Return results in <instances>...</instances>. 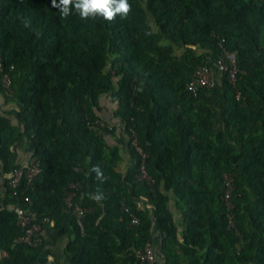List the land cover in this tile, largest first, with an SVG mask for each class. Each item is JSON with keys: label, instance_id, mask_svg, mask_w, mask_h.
I'll use <instances>...</instances> for the list:
<instances>
[{"label": "trees", "instance_id": "obj_1", "mask_svg": "<svg viewBox=\"0 0 264 264\" xmlns=\"http://www.w3.org/2000/svg\"><path fill=\"white\" fill-rule=\"evenodd\" d=\"M128 3L130 13L109 22L75 10L64 17L51 0H0V78L6 73L10 87L5 95L0 81V96L14 105L0 113V264H47L50 255L44 239L13 241L23 232L15 204L42 234H67L62 264H142L152 224L165 235L164 264H178L170 203L187 264H264V0ZM162 39L185 50L176 55ZM222 48L234 55L235 84L214 75L219 97L211 86L192 95L187 80L206 61L213 71ZM103 95L134 143L124 174L117 146L104 140L112 127H89L103 120ZM19 138L40 171L13 195ZM72 183V202L85 209L80 224L65 204Z\"/></svg>", "mask_w": 264, "mask_h": 264}, {"label": "built area", "instance_id": "obj_2", "mask_svg": "<svg viewBox=\"0 0 264 264\" xmlns=\"http://www.w3.org/2000/svg\"><path fill=\"white\" fill-rule=\"evenodd\" d=\"M221 46V42H220ZM237 72L236 62L234 55L224 48L221 50L220 56L213 61V71L210 68L209 63L206 61L203 64L199 65L191 74L190 78L185 84V88L192 95H197L201 90L210 87L214 75L226 76L227 80L234 85L235 84V75ZM3 92L5 95L10 93L9 87V77L6 73H3L0 78ZM240 97L239 92L235 91V99L238 100ZM89 127L94 129L108 127L104 120L96 118L89 124ZM140 152V150L138 149ZM142 172L143 168L141 166ZM40 167L37 161L28 162L26 164H19L13 166L11 169L7 185L13 195L16 194L17 188L19 187L22 181L29 183L32 179L39 173ZM225 181V191L223 193L222 199L226 205L227 210L232 206L230 197H231V177L227 174L223 175ZM77 183H72L69 185V190L65 198V204L67 207L72 208L74 215L76 216L78 224H80V217L84 213L85 209L73 204L74 189L77 187ZM12 210L16 214L17 224L22 228V234L14 238V242H22L30 246L39 245L43 240V234L41 231L40 224L36 223L33 219V216L28 213V211L22 208L20 205H12ZM228 217V223L232 225L231 214L226 213ZM137 218L132 216L131 223H136ZM6 255V251L0 248V259ZM139 260L142 264H156V255L150 243H146L145 247L138 253Z\"/></svg>", "mask_w": 264, "mask_h": 264}, {"label": "crops", "instance_id": "obj_3", "mask_svg": "<svg viewBox=\"0 0 264 264\" xmlns=\"http://www.w3.org/2000/svg\"><path fill=\"white\" fill-rule=\"evenodd\" d=\"M171 46L172 44H167ZM216 76V75H215ZM219 83V81H218ZM211 94L215 98L216 96H220L221 93L218 90L211 91ZM106 95H103L100 98V105L102 106V110L100 112V115H111V127L112 132L104 134V140L108 146H117L118 153H119V159L116 163V170L120 173L124 174L128 167L133 162V158L129 152V144H134L132 140L129 139V134L126 132L124 124L121 123L116 117L113 116V110L116 107V102H113L109 99V101H105ZM1 106V105H0ZM14 106V105H13ZM12 108V107H11ZM11 108H2L0 107V113L1 114H7L8 110ZM4 109V110H3ZM8 109V110H7ZM10 116V122L11 124L16 125L15 119ZM220 126L221 123L219 122ZM15 152H16V163L17 164H26L30 161L31 158V152L27 150V143L24 138H19L18 141L15 144ZM138 208H143L144 204L142 202H137ZM171 211L173 212L175 218H176V225H177V235L176 240L171 241L168 240L171 244V251L172 256H174L175 260L178 261V264H187V258L179 252V244L182 242V236L180 233V226L181 222L179 220L180 212L175 209L173 204L170 203ZM52 225V222H49L48 227ZM151 240L150 245L152 246V249L155 252L156 255V264H164L165 263V257L164 253L162 251V243L164 241L165 235L164 233L158 229L154 224L151 226ZM43 239L45 247L50 250V255L48 256V262L47 264H62L64 262V247L66 243L68 242L69 238L66 233H56L52 229H44L43 231Z\"/></svg>", "mask_w": 264, "mask_h": 264}, {"label": "clouds", "instance_id": "obj_4", "mask_svg": "<svg viewBox=\"0 0 264 264\" xmlns=\"http://www.w3.org/2000/svg\"><path fill=\"white\" fill-rule=\"evenodd\" d=\"M51 5L58 8L64 17L69 16L75 10L83 19L102 17L109 22L113 21L117 15L126 17L131 11L128 0H51ZM97 176L102 173L98 168L94 169ZM99 199V197H97Z\"/></svg>", "mask_w": 264, "mask_h": 264}, {"label": "rangeland", "instance_id": "obj_5", "mask_svg": "<svg viewBox=\"0 0 264 264\" xmlns=\"http://www.w3.org/2000/svg\"><path fill=\"white\" fill-rule=\"evenodd\" d=\"M148 16H149V19H150V21L151 22H153L152 21V19H151V16L148 14ZM153 24V23H152ZM153 28H154V30L156 29L155 28V26L153 25L152 26ZM161 43L163 44V45H167V44H170V42L168 41V40H165V39H162L161 40ZM172 44V43H171ZM172 47H173V52H174V54H176V55H178V54H180L183 50H185V47L184 46H181V45H179V46H176V45H174V44H172L171 45ZM113 81H115V78L113 79ZM211 86V85H210ZM211 88V90H213V91H215V90H217L218 88H217V86L216 85H213V86H211L210 87ZM105 101H109V98H108V95H106V99H105ZM0 107H2V108H4V106H5V108H11V107H13V104L12 103H5L4 102V100H3V98L0 96ZM4 110V109H3ZM8 110V109H7ZM10 110V109H9ZM102 118H103V120H104V122L107 124V126H109V128L111 127V124L110 123H112L111 122V120H110V118H111V115L109 114L108 116L106 115H103L102 116ZM108 129V128H107Z\"/></svg>", "mask_w": 264, "mask_h": 264}]
</instances>
